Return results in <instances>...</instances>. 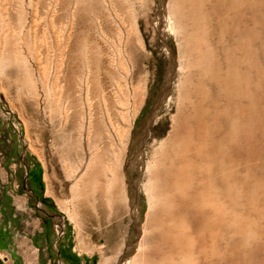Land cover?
<instances>
[{
  "label": "rangeland",
  "instance_id": "obj_1",
  "mask_svg": "<svg viewBox=\"0 0 264 264\" xmlns=\"http://www.w3.org/2000/svg\"><path fill=\"white\" fill-rule=\"evenodd\" d=\"M129 259L264 264V0H0V264Z\"/></svg>",
  "mask_w": 264,
  "mask_h": 264
},
{
  "label": "bare ground",
  "instance_id": "obj_2",
  "mask_svg": "<svg viewBox=\"0 0 264 264\" xmlns=\"http://www.w3.org/2000/svg\"><path fill=\"white\" fill-rule=\"evenodd\" d=\"M162 16H163V15H162ZM162 16H160V17H162ZM166 18H167V17H166V12H165V7H164V17H163L162 20L160 21V29H161V31H163V30L166 28V22H167ZM168 22H169V21H168ZM156 25H157V24H156ZM167 25H168V24H167ZM166 46L168 47L167 50L169 51L170 55H172V54H173V49L171 48L170 45H169V46L166 45ZM3 72H4V71H3ZM44 89H45V88H44ZM134 156H135V155H134ZM142 156H143V151L140 152V158H141ZM132 164H133V163H132ZM115 178H116V177H115ZM154 182H155V181H154ZM149 185H150V184H149ZM83 186H84V185H83ZM81 187H82V186H81ZM87 187H88V186H87ZM82 188H83V187H82ZM79 189H80V188H79ZM82 190H83V189H82ZM82 190H80V191H82ZM85 191H86V190H84V193H85ZM73 193H75V191L72 192V194H73ZM76 193H77V192H76ZM76 193H75V194H76ZM78 193H79V192H78ZM81 193H82V192H81ZM84 193H83V194H84ZM79 194H80V193H79ZM139 205H140V204H139ZM134 211H136V206H134ZM139 212H140V211H139ZM141 218H142V217H141ZM141 229H142V228H141ZM140 231H141V230H140ZM141 238H142V237H141ZM135 244H136V243H135ZM145 255H146V254H145ZM145 255H144V256H145ZM135 258H138V257H135ZM141 258H142V256L140 257V259H141ZM144 258H145V257H144ZM147 258H148V257H147ZM133 259H134V258H133ZM129 260H130L133 264H134V262H136V260L138 261V259H136L134 262H133V260H131V259H129ZM129 260H128V261H129ZM148 260H151V259H148ZM130 261H129V262H130ZM131 262H130V263H131ZM124 263H125V262H124ZM127 263H128V262H127ZM132 263H131V264H132ZM136 263H137V262H136ZM136 263H135V264H136ZM138 263H140V262H138ZM142 264H143V263H142ZM147 264H149V263H147ZM150 264H151V263H150Z\"/></svg>",
  "mask_w": 264,
  "mask_h": 264
}]
</instances>
